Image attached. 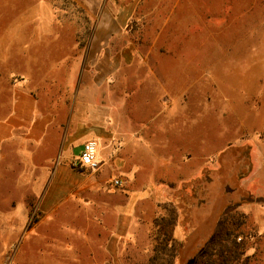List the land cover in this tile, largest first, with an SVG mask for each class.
Masks as SVG:
<instances>
[{"label":"rangeland","instance_id":"1","mask_svg":"<svg viewBox=\"0 0 264 264\" xmlns=\"http://www.w3.org/2000/svg\"><path fill=\"white\" fill-rule=\"evenodd\" d=\"M38 6L46 8L44 22L51 29L62 25L54 30L53 38L65 41L77 38V54L71 67L83 72V80L99 94L104 88L112 101L109 105L112 104L116 113L109 112L110 132L116 135L113 143L125 164L120 173L123 187L117 191H126L128 198L133 194L136 200L153 192L157 194L158 206L167 200L179 203L174 194L181 193L175 236L182 247L177 264H193L192 259L206 244L225 234L239 237L245 255L251 258L250 264H264V196L252 190L254 185L246 188L241 181L251 169L252 145L234 140L238 138L235 122L227 112L219 113L215 106L213 82L216 76L228 83L231 44L245 39L251 32L255 39L264 35V0H0V69L8 54V65L15 75L12 81L0 77V102L12 100L8 90L21 82L18 73L26 57L37 56L39 48L24 43L33 34L27 21L32 16L26 9ZM3 23L16 26L2 30ZM93 38L103 40V46H91ZM57 49L45 47L48 56H53ZM64 65L56 64L58 68ZM170 66L174 78L169 80L173 84L169 85V91L187 87L190 106L178 114L177 110L154 111L152 118L156 125L147 128L143 138L157 137L158 142L140 143L135 132V106L147 103L148 109L156 101L166 86L160 81L157 86L152 84L150 70L166 71ZM102 72L108 73L107 77L101 78ZM177 84L180 86H174ZM203 84L204 89H199L197 85ZM203 94L205 109L198 110L194 104L203 99ZM142 116L148 118L149 111L143 110ZM170 119L179 128L176 132L169 129L166 134L171 139L178 136L185 149H194L195 159L184 161L178 151L169 152L165 148L168 137L159 136L165 133L162 127ZM198 120L202 130L197 129ZM220 134L224 138L219 141L215 138ZM161 180L173 183L163 184ZM0 191L2 199L5 192ZM2 208L5 210L0 206V213ZM165 214L159 207L149 228L146 229L144 222L134 233L149 234L151 256L158 234L154 221ZM8 222L0 216V264H31L30 252L23 251L34 244L29 241L27 229L22 227V222ZM64 256L70 264L73 256ZM37 259L32 264H38ZM137 260L141 264L138 257Z\"/></svg>","mask_w":264,"mask_h":264},{"label":"crops","instance_id":"2","mask_svg":"<svg viewBox=\"0 0 264 264\" xmlns=\"http://www.w3.org/2000/svg\"><path fill=\"white\" fill-rule=\"evenodd\" d=\"M26 13L32 16L27 20V29L33 34L24 44L39 50L37 56L29 54L26 57L18 73L21 82L8 90L12 100L0 102V190L5 192L3 200L0 198V206L5 210L1 209L0 216L11 224L22 222V227L27 229L29 241L34 244L23 251L30 252L31 264L36 258L38 264H68L65 259L68 257L64 255L73 256L70 264H138L137 257L144 264L152 253L150 237L134 233L144 222L146 229L149 228L159 208L155 200L157 194L150 192L136 200L133 194L128 198L126 191L113 187V179L122 177L125 164L113 143L116 135L110 132L108 116L115 111L112 104L109 105L112 101L104 88L99 94L83 80V72L71 67L77 54V38L66 41L53 38L54 30H59L61 24L51 29L44 22L47 13L44 6L27 8ZM105 15L103 11V19ZM3 25L2 30L16 26L13 23ZM100 27L99 24L97 30ZM99 45L103 46V40L93 38L91 46ZM50 46L58 48L53 56H48L45 50ZM231 47L228 83L216 76L213 78L215 106L219 113L227 112L235 122L238 138L234 140L252 145L251 169L241 181L246 188L254 185L252 190L264 196V35L255 39L251 32ZM8 57L7 54L1 62L0 77L12 81L15 75L8 65ZM63 63L66 64L63 67L56 66ZM220 70H223L221 65ZM107 74L102 72L101 78ZM86 78L89 82V73ZM172 78L171 66L166 71L150 70L151 83L157 86L160 81L166 87L148 109L147 103L135 106L138 142H158L157 137L143 138L147 128L156 125L152 118L154 111L177 110L178 114L189 108V89L177 84L174 86L178 88L169 91ZM197 86L204 89V84ZM204 101L203 94V99L199 98L194 106L204 110ZM145 109L149 111L148 118L142 116ZM174 122L170 119L162 127L165 133L159 138L166 135L168 145L165 148L169 152L178 151L182 160L195 159L194 149H185L178 136L171 139L166 134L169 129L178 130ZM201 127L199 123L197 129L202 130ZM117 137L120 138V134ZM221 137L224 138L220 134L215 139L220 141ZM90 140L98 143L100 168L94 171L73 169V161Z\"/></svg>","mask_w":264,"mask_h":264},{"label":"trees","instance_id":"3","mask_svg":"<svg viewBox=\"0 0 264 264\" xmlns=\"http://www.w3.org/2000/svg\"><path fill=\"white\" fill-rule=\"evenodd\" d=\"M181 193H175V199L159 205L165 215L155 219L154 224L158 228V234L155 237L153 254L149 264H177L180 258L182 244L175 237V230L179 225ZM174 196V197H175ZM243 215V214H242ZM228 215L224 216L226 219ZM242 217H245L244 215ZM238 236L234 234H225L220 239L214 238L205 247L198 252L192 259L193 264H250V256L245 255L242 243L238 241ZM216 239V240H215Z\"/></svg>","mask_w":264,"mask_h":264},{"label":"built area","instance_id":"4","mask_svg":"<svg viewBox=\"0 0 264 264\" xmlns=\"http://www.w3.org/2000/svg\"><path fill=\"white\" fill-rule=\"evenodd\" d=\"M72 166L77 169L98 170L101 166L98 158V143L94 140L86 142L80 155L73 161ZM112 185L115 188H122L123 180L115 178L112 181Z\"/></svg>","mask_w":264,"mask_h":264}]
</instances>
